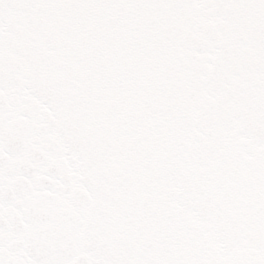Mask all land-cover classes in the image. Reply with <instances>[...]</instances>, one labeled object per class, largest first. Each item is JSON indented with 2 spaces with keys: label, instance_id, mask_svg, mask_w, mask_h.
Returning a JSON list of instances; mask_svg holds the SVG:
<instances>
[{
  "label": "snow or ice",
  "instance_id": "6c2138e0",
  "mask_svg": "<svg viewBox=\"0 0 264 264\" xmlns=\"http://www.w3.org/2000/svg\"><path fill=\"white\" fill-rule=\"evenodd\" d=\"M0 264H264V0H0Z\"/></svg>",
  "mask_w": 264,
  "mask_h": 264
}]
</instances>
